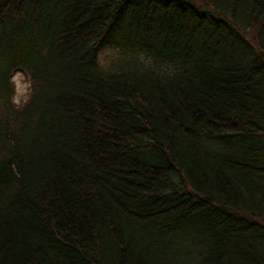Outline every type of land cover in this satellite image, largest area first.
<instances>
[{
  "label": "trees",
  "instance_id": "16d2710c",
  "mask_svg": "<svg viewBox=\"0 0 264 264\" xmlns=\"http://www.w3.org/2000/svg\"><path fill=\"white\" fill-rule=\"evenodd\" d=\"M0 264H264V0H0Z\"/></svg>",
  "mask_w": 264,
  "mask_h": 264
},
{
  "label": "rangeland",
  "instance_id": "374dc122",
  "mask_svg": "<svg viewBox=\"0 0 264 264\" xmlns=\"http://www.w3.org/2000/svg\"><path fill=\"white\" fill-rule=\"evenodd\" d=\"M18 78V82H15ZM23 72H17L12 76V83L15 85L14 97L19 96L20 102L28 98L30 92V79Z\"/></svg>",
  "mask_w": 264,
  "mask_h": 264
},
{
  "label": "clouds",
  "instance_id": "9594fccd",
  "mask_svg": "<svg viewBox=\"0 0 264 264\" xmlns=\"http://www.w3.org/2000/svg\"><path fill=\"white\" fill-rule=\"evenodd\" d=\"M15 82H18V78H17V80ZM13 103L16 104V105H18V106L20 105V98H19V96L13 98Z\"/></svg>",
  "mask_w": 264,
  "mask_h": 264
}]
</instances>
